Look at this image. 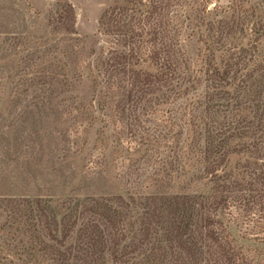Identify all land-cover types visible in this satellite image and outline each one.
<instances>
[{
  "label": "trees",
  "instance_id": "trees-1",
  "mask_svg": "<svg viewBox=\"0 0 264 264\" xmlns=\"http://www.w3.org/2000/svg\"><path fill=\"white\" fill-rule=\"evenodd\" d=\"M47 25L0 32L3 158L49 139L64 164L95 131L138 193L0 194V264H264V0H113L93 38L60 1Z\"/></svg>",
  "mask_w": 264,
  "mask_h": 264
},
{
  "label": "rangeland",
  "instance_id": "rangeland-1",
  "mask_svg": "<svg viewBox=\"0 0 264 264\" xmlns=\"http://www.w3.org/2000/svg\"><path fill=\"white\" fill-rule=\"evenodd\" d=\"M60 1H68L74 6L78 32L93 38L99 27V19L111 6L113 0H0V32H35V28L38 32H50L51 27L47 25L50 11ZM3 43L11 47L14 44L11 40L8 43L3 41ZM7 100H11L8 94L0 95L1 111L8 107ZM23 110L24 107L11 104L5 110V115L13 117V122L7 120L4 126H13L16 131H24L26 136L35 132L38 135L39 131H52L53 118L51 120L47 117V112L38 116L32 112L26 117L29 119L27 121L22 117ZM4 130L6 131V128ZM94 142L95 131H92L88 137V144L91 143L89 156L78 155L64 160V164H61L59 160L63 154V148H58L49 139L45 142L38 140L32 143L33 148L27 141L25 145L18 146L19 149L13 158L7 159L3 158L5 145L2 142L0 145V194L8 192L18 196H51L49 197L51 199L68 198L76 201L78 196L82 198L95 197L98 194L127 196L129 193H138L135 179L122 176L120 181L117 178L119 172H125L129 168L127 164L118 162L117 169L108 174L96 170V164L91 162L97 160V152L92 151ZM32 154L34 155L31 156ZM76 168L77 171H75ZM142 182V184L146 183L144 179Z\"/></svg>",
  "mask_w": 264,
  "mask_h": 264
}]
</instances>
